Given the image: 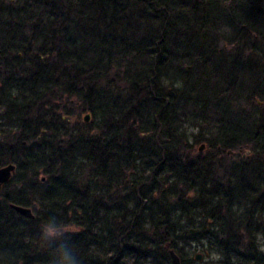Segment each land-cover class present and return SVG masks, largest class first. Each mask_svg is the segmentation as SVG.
I'll use <instances>...</instances> for the list:
<instances>
[{
	"label": "trees",
	"instance_id": "obj_1",
	"mask_svg": "<svg viewBox=\"0 0 264 264\" xmlns=\"http://www.w3.org/2000/svg\"><path fill=\"white\" fill-rule=\"evenodd\" d=\"M10 163L0 264H264V0H0Z\"/></svg>",
	"mask_w": 264,
	"mask_h": 264
},
{
	"label": "clouds",
	"instance_id": "obj_2",
	"mask_svg": "<svg viewBox=\"0 0 264 264\" xmlns=\"http://www.w3.org/2000/svg\"><path fill=\"white\" fill-rule=\"evenodd\" d=\"M75 231V228L64 226L56 216H50L40 224L38 240L51 251L48 264H81L69 243Z\"/></svg>",
	"mask_w": 264,
	"mask_h": 264
},
{
	"label": "water",
	"instance_id": "obj_3",
	"mask_svg": "<svg viewBox=\"0 0 264 264\" xmlns=\"http://www.w3.org/2000/svg\"><path fill=\"white\" fill-rule=\"evenodd\" d=\"M88 118H89V115H85V120H88ZM203 148H204V145L202 144L199 150L202 151ZM14 170H15V165L12 163L0 167V187L10 180ZM10 205H11V208L15 210L17 213H19L20 215L27 217V218H33V213L29 207L20 206V205L13 204V203H11ZM169 255H170V264H181L180 257L173 249L169 250ZM195 258L197 260H200L201 255L197 254Z\"/></svg>",
	"mask_w": 264,
	"mask_h": 264
},
{
	"label": "rangeland",
	"instance_id": "obj_4",
	"mask_svg": "<svg viewBox=\"0 0 264 264\" xmlns=\"http://www.w3.org/2000/svg\"><path fill=\"white\" fill-rule=\"evenodd\" d=\"M85 114H82V116H84ZM90 118H88V120H89ZM193 130H191V131H193V132H196V128H192ZM203 150H204V148H203ZM202 150V151H203ZM260 243L261 244H263L264 243V239L263 238H260ZM200 254V255H202L201 256V258H200V262H202V263H205L206 261H214V260H216L217 259V256L214 254V253H212L211 255H207V256H205V253H204V250L203 249H201L200 247H198L197 248V250L196 251H193V250H191L190 252H189V255L187 254L186 255V257H189V258H193V254ZM204 255V256H203ZM194 259V258H193Z\"/></svg>",
	"mask_w": 264,
	"mask_h": 264
}]
</instances>
